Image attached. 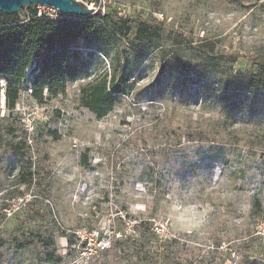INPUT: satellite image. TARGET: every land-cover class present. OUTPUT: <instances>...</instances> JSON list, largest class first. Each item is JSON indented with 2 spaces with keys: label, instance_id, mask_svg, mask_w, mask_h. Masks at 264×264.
Listing matches in <instances>:
<instances>
[{
  "label": "rangeland",
  "instance_id": "374dc122",
  "mask_svg": "<svg viewBox=\"0 0 264 264\" xmlns=\"http://www.w3.org/2000/svg\"><path fill=\"white\" fill-rule=\"evenodd\" d=\"M82 1L103 20L73 44L63 91L34 98L28 73L10 109L0 80V264H138L121 235L149 216L169 255L155 264H264V123L159 99L161 54L133 35L145 21L166 48L207 39L249 68L264 59V0ZM113 72L126 92L97 117L81 91Z\"/></svg>",
  "mask_w": 264,
  "mask_h": 264
},
{
  "label": "trees",
  "instance_id": "16d2710c",
  "mask_svg": "<svg viewBox=\"0 0 264 264\" xmlns=\"http://www.w3.org/2000/svg\"><path fill=\"white\" fill-rule=\"evenodd\" d=\"M35 7L24 17L19 12H0V80L6 84L5 99L10 109L14 108L20 84L28 73L34 98L40 99L44 89L52 94L63 91L74 74L66 64L75 53L71 52L73 44L103 20L98 15L72 17L59 12L54 17L37 15ZM162 34L161 29L145 21L138 22L133 32L150 54L158 50L161 54L156 79L159 99L164 98L167 89L170 97L180 103L194 102L219 110L224 120L248 118L264 123V59L254 60L249 68L234 70L235 57L216 50L213 41L203 39L191 50L180 44L173 46L174 43L166 48L159 42ZM115 78L113 72L109 79L102 77L81 91L83 106L97 117L112 110L126 92L125 76ZM163 182H167L166 174L159 172V185ZM252 209L257 213L262 209L258 197H254ZM153 224L150 216L143 217L134 221L131 233L121 235L126 241L124 250L134 263H161L169 257L162 248L164 245L167 248V241L159 237ZM118 242L115 239L101 249L107 251ZM48 260L53 258L49 256Z\"/></svg>",
  "mask_w": 264,
  "mask_h": 264
},
{
  "label": "water",
  "instance_id": "95a60500",
  "mask_svg": "<svg viewBox=\"0 0 264 264\" xmlns=\"http://www.w3.org/2000/svg\"><path fill=\"white\" fill-rule=\"evenodd\" d=\"M27 5L50 6L67 16L87 17L96 13L93 7L82 0H0V12L16 14Z\"/></svg>",
  "mask_w": 264,
  "mask_h": 264
},
{
  "label": "built area",
  "instance_id": "2783aa9c",
  "mask_svg": "<svg viewBox=\"0 0 264 264\" xmlns=\"http://www.w3.org/2000/svg\"><path fill=\"white\" fill-rule=\"evenodd\" d=\"M37 7V15H41V14H46V15H49L51 17H54L57 15V10L53 7H50V6H36Z\"/></svg>",
  "mask_w": 264,
  "mask_h": 264
}]
</instances>
